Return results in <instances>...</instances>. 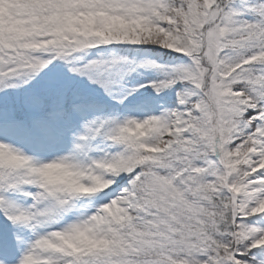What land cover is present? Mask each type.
<instances>
[{"label":"snow or ice","instance_id":"obj_1","mask_svg":"<svg viewBox=\"0 0 264 264\" xmlns=\"http://www.w3.org/2000/svg\"><path fill=\"white\" fill-rule=\"evenodd\" d=\"M0 264H264V0H0Z\"/></svg>","mask_w":264,"mask_h":264}]
</instances>
